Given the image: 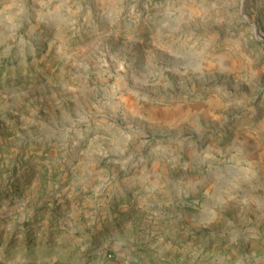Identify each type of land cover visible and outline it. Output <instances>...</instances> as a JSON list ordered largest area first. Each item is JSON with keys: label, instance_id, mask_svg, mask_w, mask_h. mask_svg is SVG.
Here are the masks:
<instances>
[{"label": "rangeland", "instance_id": "rangeland-1", "mask_svg": "<svg viewBox=\"0 0 264 264\" xmlns=\"http://www.w3.org/2000/svg\"><path fill=\"white\" fill-rule=\"evenodd\" d=\"M0 264H264V0H0Z\"/></svg>", "mask_w": 264, "mask_h": 264}, {"label": "crops", "instance_id": "crops-1", "mask_svg": "<svg viewBox=\"0 0 264 264\" xmlns=\"http://www.w3.org/2000/svg\"><path fill=\"white\" fill-rule=\"evenodd\" d=\"M168 217H169V218L172 217L171 213L168 214Z\"/></svg>", "mask_w": 264, "mask_h": 264}, {"label": "water", "instance_id": "water-1", "mask_svg": "<svg viewBox=\"0 0 264 264\" xmlns=\"http://www.w3.org/2000/svg\"><path fill=\"white\" fill-rule=\"evenodd\" d=\"M261 40V39H260ZM261 41H263V40H261Z\"/></svg>", "mask_w": 264, "mask_h": 264}]
</instances>
